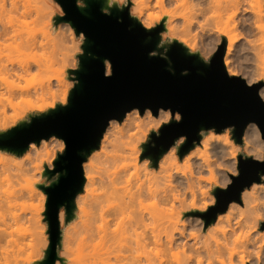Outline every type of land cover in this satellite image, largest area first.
<instances>
[{"label": "clouds", "instance_id": "1", "mask_svg": "<svg viewBox=\"0 0 264 264\" xmlns=\"http://www.w3.org/2000/svg\"><path fill=\"white\" fill-rule=\"evenodd\" d=\"M98 2L102 15L127 12L155 33L148 58L166 61L172 75L174 45L208 68L223 46L224 74L255 89L264 105V0ZM74 6L89 9L88 0ZM67 16L61 0H0V141L69 108L81 58H97ZM103 66L111 78L112 62L103 59ZM173 122L183 115L171 107L155 114L131 107L108 118L96 145L81 153L80 184L59 204L49 190L68 176L57 168L66 140L29 139L19 151L0 143V264H264V170L211 222L204 218L218 208L216 190L227 192L240 177L241 159L264 165V131L250 121L237 142L234 124L201 127L183 154L187 135L155 159L145 155L146 146L157 147L151 134L159 139Z\"/></svg>", "mask_w": 264, "mask_h": 264}, {"label": "water", "instance_id": "2", "mask_svg": "<svg viewBox=\"0 0 264 264\" xmlns=\"http://www.w3.org/2000/svg\"><path fill=\"white\" fill-rule=\"evenodd\" d=\"M61 2L68 13L67 19L88 36L85 51L97 58H81V72L78 74L81 85L73 93L69 108L42 120H34L30 128H20L6 141H0L19 151L29 139L56 134L66 140V156L61 158L57 168H66L68 176L62 177L60 184L49 190L54 204L71 199L81 182L79 164L84 158L81 153L86 154L96 145L106 120L121 118L123 112L131 107H141V111L145 106L151 107L154 114L158 107H171L183 115L182 123L163 126L159 139L151 134L150 140H155L157 147L146 146L145 155L154 159L176 137L187 135L189 141L181 150L183 154L191 147V141L198 139L196 132L201 127L220 130L234 124L237 142L250 121L258 123L264 131V105L256 97L255 89L246 88L241 80H229L224 74L221 62L223 46L208 68L197 58L186 56L180 45H174L169 52L176 72L172 75L166 71V61L148 58V51L158 43L157 35L144 32L128 19L127 12H113L112 17H107L100 13L98 0H88L86 13L75 8L74 0ZM118 16H123V24L117 23ZM130 25L132 31L127 30ZM103 59H109L113 64L111 78L104 77ZM185 69L189 75L181 76ZM239 168L241 175L233 178L234 184L227 192L216 190L218 208L209 210L204 217L207 221L211 222L215 212L222 210L227 201L238 199L241 187L258 180L256 173L264 170V165L251 159H241ZM52 212L54 214V209Z\"/></svg>", "mask_w": 264, "mask_h": 264}]
</instances>
